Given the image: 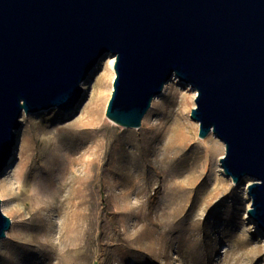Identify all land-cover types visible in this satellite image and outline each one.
Masks as SVG:
<instances>
[{"label": "rangeland", "instance_id": "374dc122", "mask_svg": "<svg viewBox=\"0 0 264 264\" xmlns=\"http://www.w3.org/2000/svg\"><path fill=\"white\" fill-rule=\"evenodd\" d=\"M108 59L83 82L75 111L21 116L18 154L2 176L10 192L0 196L2 210L12 224L0 241V264H264V234L248 216L254 180L235 184L224 175L220 139L215 159L205 153L210 134L200 138L191 118L195 89L172 78L140 128L122 127L106 116ZM179 128L186 137L171 139ZM42 176L66 185L62 200L74 188L79 196L39 232L45 212L24 224L29 214L22 219L4 203H22ZM72 210L81 225L73 231Z\"/></svg>", "mask_w": 264, "mask_h": 264}, {"label": "water", "instance_id": "95a60500", "mask_svg": "<svg viewBox=\"0 0 264 264\" xmlns=\"http://www.w3.org/2000/svg\"><path fill=\"white\" fill-rule=\"evenodd\" d=\"M109 53L107 118L140 128L174 75L189 84L199 137L225 144L235 184L254 180L248 216L264 234V0H0V175L23 112L75 111ZM11 224L0 199V241Z\"/></svg>", "mask_w": 264, "mask_h": 264}, {"label": "bare ground", "instance_id": "6f19581e", "mask_svg": "<svg viewBox=\"0 0 264 264\" xmlns=\"http://www.w3.org/2000/svg\"><path fill=\"white\" fill-rule=\"evenodd\" d=\"M108 59V67H109V73L112 79V85L110 87V92H113V81L116 77V71H115V64H116V56L109 53ZM174 79H178L176 75L173 76ZM179 80V79H178ZM167 85V84H166ZM195 96H197V91L195 90ZM158 97V96H157ZM155 97L154 100L157 99ZM68 114V113H65ZM22 115H26V113L23 112ZM98 119L95 120V123H98ZM18 134V133H17ZM186 134L184 130L181 128L175 130L173 138H185ZM158 138V134L155 135L153 140H156ZM218 137L214 133H210L208 139H206L203 143L205 153L212 159H215L216 157V150L219 148V141ZM19 140V138H18ZM17 145V144H16ZM142 147V146H141ZM144 147V146H143ZM17 147L14 149L13 156H17L18 152ZM14 160L12 158L11 162ZM10 167V166H9ZM8 169V168H7ZM6 169V170H7ZM224 173V172H223ZM5 173H2L0 175V196L3 200H5L7 197H9L10 192L7 190V187L5 186L4 176ZM225 175V173H224ZM226 176V175H225ZM227 177V176H226ZM228 178V177H227ZM35 187H32L30 190H26L25 194L22 199V203H18L17 205H11L13 200H6L4 205L10 206V211L13 214H16L17 216L21 217L22 219L25 218L26 215L29 214L28 219H23L22 223L34 222L37 218L38 214L46 213L45 218H41L42 224L38 227V231H49L51 226V217L55 214H59L61 205L65 201H73L74 198H78L79 192L75 188L73 189V192L69 197H67L65 200L61 199V194L64 191V188L66 185L62 183L60 180H48L44 176L41 178L34 179ZM250 183L248 184V186ZM48 196V197H47ZM45 197H47L45 199ZM30 205V207H29ZM29 208V211H26V208ZM72 213L69 214V220H70V230H77L81 227L79 222V213L76 211H71ZM258 225V224H257ZM89 233V230L86 231Z\"/></svg>", "mask_w": 264, "mask_h": 264}]
</instances>
